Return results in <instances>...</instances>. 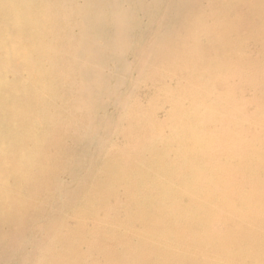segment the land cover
Returning <instances> with one entry per match:
<instances>
[{
  "label": "rangeland",
  "instance_id": "rangeland-1",
  "mask_svg": "<svg viewBox=\"0 0 264 264\" xmlns=\"http://www.w3.org/2000/svg\"><path fill=\"white\" fill-rule=\"evenodd\" d=\"M130 1L0 0V264H264L259 28L241 0Z\"/></svg>",
  "mask_w": 264,
  "mask_h": 264
},
{
  "label": "bare ground",
  "instance_id": "bare-ground-1",
  "mask_svg": "<svg viewBox=\"0 0 264 264\" xmlns=\"http://www.w3.org/2000/svg\"><path fill=\"white\" fill-rule=\"evenodd\" d=\"M100 1V0H99ZM106 1V0H105ZM116 1V0H115ZM124 1V0H123ZM132 1V0H131ZM131 1H130V3H131ZM185 1V0H184ZM223 1V3L222 4H225V2H224V0H222ZM229 1V0H228ZM64 2V1H63ZM90 2V1H89ZM103 2V1H102ZM110 2V1H109ZM119 2V1H118ZM128 2V1H127ZM175 2V1H174ZM178 2V1H177ZM193 2V1H192ZM91 3V2H90ZM137 3H139V2H137ZM143 3V2H142ZM179 3V2H178ZM177 3V4H178ZM226 3H227V0H226ZM230 3V2H229ZM61 4V3H60ZM64 4V3H63ZM71 4V3H70ZM109 4V3H108ZM113 4V3H112ZM125 4V3H124ZM124 4H119V5H124ZM132 4V3H131ZM140 5H138V4H136L137 6H141L142 4L141 3H139ZM180 4H182V2H180ZM186 4H188L187 2H186ZM190 5H191V2L189 3ZM193 4V3H192ZM228 4V3H227ZM235 4H236V1H235ZM77 5V4H76ZM99 5V4H98ZM115 5V4H114ZM118 5V4H117ZM126 5H128V4H126ZM184 5V4H183ZM182 5V6H183ZM190 5H189V7H190ZM229 5V4H228ZM234 5V4H233ZM238 5V4H237ZM63 6V5H62ZM80 6H81V4H80ZM90 6V5H89ZM134 6H135V4H134ZM144 6V5H143ZM180 6V5H179ZM225 7H227L226 5H224ZM230 6V5H229ZM232 6V5H231ZM240 6H242V8H241V10H243V11H241V13H242V15H245L244 17H245V20H247V19H249L250 17L252 18V20H253V25L254 26H256L257 28H259V33L258 34H253L254 33V31L251 29V31H250V29H249V31L245 28V26H243L244 24H242L241 26H240V28H241V32L240 33H242V35H240V37H242L245 33H247L246 35H249L248 36V38L249 39H251V41H253L254 43H256V45H258L259 47L261 46V48L260 49H262V47H264V0H241V3H240ZM74 7V6H73ZM72 7V8H73ZM94 7H96V6H94ZM128 7V6H127ZM132 7V6H131ZM183 7H185V6H183ZM60 8V7H59ZM65 8V7H64ZM66 8H67V6H66ZM83 8V7H82ZM98 8H100L99 6H98ZM97 8V9H98ZM114 8V7H113ZM122 8V7H121ZM130 8V7H129ZM141 8V7H140ZM217 8V7H216ZM220 8H221V5H220ZM61 9V8H60ZM79 9V8H78ZM115 9V8H114ZM127 9V8H126ZM137 9V8H136ZM218 9V8H217ZM224 9H226V8H224ZM227 9H228V7H227ZM65 10V9H64ZM67 10V9H66ZM85 10V9H84ZM83 10V11H84ZM103 10V9H102ZM116 10V9H115ZM122 10V9H121ZM138 10H142V9H138ZM138 10H137V12H138ZM221 9H219L218 11H220ZM223 10V9H222ZM67 11H70V10H67ZM72 12L74 11V10H71ZM79 11V10H78ZM81 11V10H80ZM94 11H95V8H94V10H93V14H95L94 13ZM97 11V10H96ZM106 12H107V10H105ZM123 11H124V9H123ZM133 11V10H132ZM168 11H170V9L168 10ZM211 11V10H210ZM224 11H226V10H224ZM223 11V12H224ZM230 9L226 12L227 14H229L230 12ZM85 13H86V11H84ZM89 12V11H88ZM88 12L86 13L87 15H88ZM99 12V11H98ZM98 12H96V13H98ZM101 12V11H100ZM106 12H104L103 14H105ZM115 12V11H114ZM120 12V11H119ZM125 12V11H124ZM127 12V11H126ZM126 12H125V14L124 15H126ZM135 12V11H134ZM134 12H132V13H134ZM209 12V11H208ZM207 12V13H208ZM246 12V13H245ZM61 13H62V11H61ZM85 13H82V14H85ZM111 13V12H110ZM139 13V12H138ZM154 13V12H153ZM210 13V12H209ZM217 13H219V15L221 14L220 12H217ZM85 14V15H86ZM91 14V13H90ZM107 14V13H106ZM105 14V15H106ZM116 14V13H115ZM119 14V13H118ZM128 14H129V12H128ZM128 14H127V16H126V18H130V17H128ZM135 15H136V13H134ZM134 14H132V15H134ZM225 14V13H224ZM224 14H222L223 15V17H225V16H227V15H225L224 16ZM59 15H60V13H59ZM62 15V14H61ZM73 15V14H72ZM80 15V14H79ZM97 15H99V14H97ZM114 15V14H113ZM112 15V16H113ZM122 15H123V12H122ZM134 15V16H135ZM211 16H212V14H210ZM231 15L232 14H230V16L229 17H231ZM93 16V15H92ZM133 16V17H134ZM172 16V15H171ZM233 16H234V14H233ZM69 17H71V16H69ZM86 17V16H85ZM90 17V16H89ZM97 17V16H96ZM111 17V16H110ZM114 17V16H113ZM118 17L120 18V19H116V20H123V18L122 17H124V16H121L120 14L118 15ZM166 17V16H165ZM228 17V16H227ZM238 17V16H237ZM249 17V18H248ZM61 18V17H60ZM72 18H73V16H72ZM88 18V17H87ZM91 18V17H90ZM88 19V20H92V19ZM93 18V17H92ZM117 18V17H116ZM168 18V17H167ZM221 18V17H220ZM232 18H234V17H232ZM251 18H250V20H251ZM58 19H59V17H58ZM85 19V18H84ZM94 19H96V21H97V18H95L94 17ZM125 19V18H124ZM222 19V18H221ZM225 19V18H224ZM236 19V18H235ZM61 20V19H60ZM72 20V19H71ZM73 20H74V18H73ZM79 20H81L80 18H79ZM110 20V19H109ZM113 20V19H112ZM115 20V18H114V21H116ZM126 20V19H125ZM214 20V19H213ZM212 20V21H213ZM223 20V19H222ZM227 20L228 21H230L229 19H226V22H227ZM252 20H251V22H252ZM78 21V20H77ZM85 21V20H84ZM95 21V22H96ZM99 21H100V19H99ZM113 21V22H114ZM128 21H130L131 22V19L130 20H128ZM128 21H126V22H128ZM135 21H136V19H135ZM172 21H174V20H172ZM238 21V20H237ZM79 22V21H78ZM82 22V21H81ZM86 22H89V21H87L86 20ZM106 22H109L108 21V19H107V21ZM105 22V23H106ZM112 22V21H111ZM118 22V21H117ZM136 22H138V21H136ZM223 22V21H222ZM231 22V21H230ZM229 22V23H230ZM236 22V21H235ZM241 22V21H240ZM63 23H64V21H63ZM93 23V22H92ZM119 23H121V22H118V23H116V24H119ZM123 23H125V22H123ZM134 23V22H133ZM228 23V24H229ZM237 23V22H236ZM242 23V22H241ZM67 24V23H66ZM74 24H76V22L74 23ZM79 24V23H78ZM77 24V25H78ZM90 24V23H89ZM88 24V25H89ZM94 24V23H93ZM93 24H90V25H93ZM96 24H100L99 22L98 23H96ZM113 24V23H112ZM126 25H128V23H125ZM129 24H131V23H129ZM205 24V23H204ZM213 24V23H212ZM231 24V23H230ZM239 24V23H238ZM249 24V23H248ZM54 25V24H53ZM56 25V24H55ZM86 25V24H85ZM64 26V25H63ZM62 26V28H64ZM72 26V25H71ZM107 26H110V22H109V24L107 25ZM120 26H121V24H120ZM134 26H136V24L134 25ZM211 26V25H210ZM225 26L227 27V24L225 23ZM234 26V25H233ZM61 27V26H60ZM60 27H59V29H60ZM74 27V26H73ZM78 27V26H77ZM77 27H75L74 29H76ZM82 27V26H81ZM112 27V26H111ZM198 27H200V26H198ZM206 27V26H205ZM208 27V26H207ZM247 28H248V26H246ZM78 28H80V26L78 27ZM91 28H94V26L93 27H91ZM121 28V27H120ZM124 28V26L122 27V29ZM203 28V27H202ZM219 28V27H218ZM224 28V27H223ZM229 28V27H228ZM234 28H235V26H234ZM57 29V28H56ZM68 29H69V27H68ZM68 29H67V31H68ZM81 29V28H80ZM99 29V28H98ZM102 29V28H101ZM164 29H166V28H164ZM197 29V28H196ZM232 29V28H231ZM61 30V29H60ZM70 30H72V28L70 29ZM83 30H84V27H83ZM95 30V29H94ZM110 30V29H109ZM126 30V29H125ZM199 30H200V28H199ZM229 30H230V28H229ZM77 31V30H76ZM85 31V30H84ZM101 31H103V30H101ZM107 31V30H106ZM113 31H114V28H113ZM116 31V30H115ZM127 31V30H126ZM195 31V30H194ZM230 31H232V30H230ZM58 31H56L55 33H57ZM61 32V31H60ZM69 32V31H68ZM109 32V31H108ZM107 32V33H108ZM121 32V31H120ZM212 32V31H211ZM218 32V31H217ZM227 32H228V30H227ZM251 32H252V34H251ZM71 33V32H70ZM77 33H79V32H77ZM98 34H99V31L97 32ZM196 33V32H195ZM239 33V32H238ZM237 33V34H238ZM60 34V33H59ZM110 34V33H109ZM121 34H122V32H121ZM125 34L126 35H128L127 34V32H125ZM211 34V33H210ZM229 34H230V32H229ZM79 36L81 35V34H78ZM97 35V34H96ZM102 35H103V33H102ZM198 35H200V33L198 34ZM218 35V34H217ZM217 35H216V37H217ZM75 36V35H74ZM79 36H77V37H79ZM104 36V35H103ZM120 36H122V35H120ZM196 36V35H195ZM225 36V35H224ZM230 36H231V34H230ZM61 37H62V35H61ZM76 37V36H75ZM92 37V36H91ZM95 37V36H94ZM126 37V36H125ZM216 37H214V38H216ZM220 37V36H219ZM218 37V38H219ZM227 37V36H226ZM83 38V37H82ZM86 38V37H85ZM84 38V39H85ZM99 38H101L100 36H99ZM98 38V39H99ZM123 38H124V36H123ZM158 38V37H157ZM230 38V37H229ZM62 39H63V37H62ZM67 39V38H66ZM95 39H97V37L95 38ZM94 39V40H95ZM104 39V38H103ZM219 39H221V38H219ZM240 39V38H239ZM71 39H69V42H71L70 41ZM78 40V39H77ZM76 40V41H77ZM107 40H109V39H107ZM198 39H196V41H197ZM88 42H89V40H87ZM86 41V42H87ZM104 41V40H103ZM215 41V40H214ZM65 42H67V40L65 41ZM79 42V41H78ZM91 42V41H90ZM154 42V41H153ZM194 42V41H193ZM104 43V42H103ZM106 43L107 42H105V45H106ZM124 43H125V41H124ZM159 43V42H158ZM192 43V42H191ZM245 43V42H244ZM89 44V43H88ZM111 44V43H110ZM109 44V45H110ZM151 44V43H150ZM153 45L155 44V43H152ZM189 44V43H188ZM248 44V43H247ZM89 45H91V44H89ZM114 45V44H113ZM160 45V44H159ZM77 46H78V44H77ZM116 46V45H115ZM152 46V45H151ZM151 46H149V47H151ZM163 46V45H162ZM245 46V45H244ZM104 47V46H103ZM112 47H114V46H112ZM122 47V46H121ZM153 47V46H152ZM116 48H120V47H116ZM115 48V49H116ZM126 48V47H125ZM125 48H123V49H125ZM156 48V47H155ZM73 49H74V47H73ZM113 50H114V48H112ZM111 49V50H112ZM150 49V48H149ZM163 50H164V48H162ZM167 49H168V47H167ZM228 49V48H227ZM259 49V48H258ZM99 50V49H98ZM104 50H106L107 51V49L105 48ZM244 50V49H243ZM93 51V50H92ZM116 51H118V50H116ZM150 51H151V49H150ZM87 52V51H86ZM103 52V51H102ZM126 52H127V50H126ZM132 52V51H131ZM147 52H149V51H147ZM257 52H259V50L257 51ZM263 52V51H262ZM85 52H83V54H84ZM88 53V52H87ZM133 53V52H132ZM146 53V52H145ZM152 53V52H151ZM154 53H156V52H154ZM242 53V52H241ZM105 55H107L106 53H104ZM109 54V53H108ZM118 54H119V52H118ZM122 54V53H121ZM123 54H124V52H123ZM128 54H130L129 53V51H128ZM251 54V53H250ZM100 55V54H99ZM110 55V54H109ZM112 55V54H111ZM110 55V56H111ZM120 55V54H119ZM131 55V54H130ZM134 55V54H133ZM133 55H131V57L133 56ZM258 55V54H257ZM256 55V56H257ZM261 54L259 53V56H260ZM264 55V54H263ZM62 56H64V55H62ZM73 56V55H72ZM108 56V55H107ZM121 56V55H120ZM129 56V55H128ZM146 56V55H145ZM150 55H147V57H149ZM69 57V56H68ZM123 57V56H122ZM147 57H145L146 59H147ZM239 57V56H238ZM242 57H243V55H242ZM27 58H29V57H27ZM76 58V57H75ZM96 58V57H95ZM114 57L112 56V58L111 59H113ZM255 59L257 58V57H254ZM110 59V58H109ZM110 59V60H111ZM115 59V58H114ZM149 59V58H148ZM148 59H147V61H148ZM261 59V58H260ZM262 59H264L263 58V56H262ZM73 60V59H72ZM86 61H90V60H87V57H86V59H85ZM93 60H94V58H93ZM92 60V61H93ZM101 60V59H100ZM99 60V61H100ZM115 60H117V58L115 59ZM257 60H258V58H257ZM67 61V60H66ZM143 61H145V59L143 60ZM146 61V62H147ZM117 62H119V61H117ZM123 62V61H122ZM145 62V63H146ZM62 63V62H61ZM101 63H103V61H101ZM106 63V62H105ZM105 63H103V65L105 64ZM108 63V62H107ZM106 63V64H107ZM121 63V62H120ZM261 63V62H260ZM52 64V63H51ZM69 64H70V62H69ZM68 64V65H69ZM80 64H83V63H80ZM92 64V63H91ZM100 64V63H99ZM98 64V65H99ZM121 64H123V63H121ZM143 64V63H142ZM54 65V64H53ZM63 65V64H62ZM84 65V64H83ZM147 65H149V64H147ZM252 65V64H251ZM82 66V65H81ZM85 66V65H84ZM100 66V65H99ZM121 66H124V64L123 65H121ZM138 66V65H137ZM68 67V66H67ZM69 68V67H68ZM80 68V67H79ZM82 68H83V66H82ZM145 68H146V65H145ZM149 68V67H148ZM256 67H254V69H255ZM61 69V68H60ZM138 69V68H137ZM251 69H252V67H251ZM76 70V69H75ZM117 71H118V69H116ZM125 70H126V68H125ZM141 70V69H140ZM81 71V70H80ZM80 71H78L79 73H80ZM120 71V70H119ZM118 71V72H119ZM133 71H135V69L133 68ZM139 71V70H138ZM138 71H136L137 73H138ZM259 71H260V69H259ZM140 72V71H139ZM122 73H123V71H122ZM242 73V72H241ZM240 73V74H241ZM88 74V73H87ZM91 74H93V72H91ZM88 75H90V73L88 74ZM87 75V76H88ZM103 75V74H102ZM106 76H108L107 74H105ZM140 75V74H139ZM255 75H256V73H255ZM260 75V74H259ZM258 75V76H259ZM264 75V74H263ZM84 76V75H83ZM83 76H82V78H83ZM86 76V75H85ZM109 77V76H108ZM261 77V76H260ZM85 78V77H84ZM87 79V78H86ZM89 79V78H88ZM98 79V78H97ZM85 80V79H84ZM96 80V79H95ZM96 84H97V82H95ZM100 83H101V80H100ZM100 83H98V84H100ZM262 83V82H261ZM102 84V83H101ZM103 84H104V81H103ZM103 84H102V86H103ZM107 84V83H106ZM263 84V83H262ZM120 85V84H119ZM117 86H118V84H117ZM119 88V87H118ZM117 89V88H116ZM24 91V90H23ZM95 91V90H94ZM95 93H97V92H95ZM23 94V93H22ZM92 94H93V91H92ZM101 94V93H100ZM95 96V95H94ZM97 96H99V95H97ZM91 97V96H90ZM96 97V96H95ZM97 98V97H96ZM75 101V100H74ZM76 102V101H75ZM80 104V103H79ZM79 104H78V106H79ZM116 104L118 105V103L116 102ZM81 105H85V103L84 104H81ZM120 107V106H119ZM80 108V107H79ZM117 108V107H116ZM81 109H82V107H81ZM80 109V110H81ZM9 110H11V109H9ZM79 110V109H78ZM82 110H84V109H82ZM76 112H77V110H76ZM79 112V111H78ZM81 112V111H80ZM84 113H85V111H84ZM201 113V112H200ZM80 115V114H79ZM204 115V114H203ZM202 117V116H201ZM79 118V117H78ZM92 118H94V117H92ZM200 118V117H199ZM202 119V118H201ZM201 119H199V120H201ZM94 120V119H93ZM186 120H187V118H186ZM127 122V121H126ZM198 122V121H197ZM80 123V122H79ZM194 123V122H193ZM170 124V123H169ZM187 124V123H186ZM42 125V124H41ZM85 125H87V124H85ZM181 125H183V123L181 124ZM194 125H196L195 123H194ZM131 127V126H130ZM85 128H87V127H85ZM190 128H192L191 126H190ZM67 131H69V130H67ZM71 134V133H70ZM76 135V134H75ZM190 135H191V133H190ZM202 137H203V135H201ZM84 137H85V135H84ZM86 138V137H85ZM88 141H89V139H87ZM86 141V140H85ZM188 141H189V139H188ZM140 142V141H139ZM147 142V141H146ZM192 142V141H191ZM190 142V143H191ZM81 143V142H80ZM184 143V142H183ZM36 144V143H35ZM195 144V143H194ZM81 145H82V143H81ZM86 145V144H85ZM138 146V145H137ZM136 146V147H137ZM82 147V146H81ZM32 148L33 147H31V150H32ZM87 148V147H86ZM140 148V147H139ZM81 149V148H80ZM84 149V148H83ZM86 150V149H85ZM82 151V150H81ZM35 152V151H34ZM79 152V151H78ZM84 154H85V151L83 152ZM82 153V154H83ZM197 153V152H196ZM195 153V154H196ZM78 153H76V155H77ZM80 154H81V152H80ZM81 154V155H82ZM86 154H87V152H86ZM85 154V155H86ZM124 154V153H123ZM127 154V153H126ZM126 154H125V156H126ZM208 154V153H207ZM96 155V154H95ZM189 155V154H188ZM80 156V155H79ZM190 156V155H189ZM197 156V155H196ZM77 157V156H76ZM105 157V156H104ZM135 157H137V156H135ZM134 157V158H135ZM155 157V156H154ZM157 157V156H156ZM92 158V157H91ZM90 158V159H91ZM166 158V157H165ZM201 158V157H200ZM68 159V158H67ZM69 159H71V157L69 158ZM68 159V160H69ZM95 159V158H94ZM96 159H98V158H96ZM95 159V160H96ZM126 159V158H125ZM202 159V158H201ZM214 159V158H213ZM84 160V159H83ZM91 161V160H90ZM102 161V160H101ZM127 161V160H126ZM129 161V160H128ZM212 161V160H211ZM76 162H78V161H76ZM139 162V161H138ZM174 162V161H173ZM66 163V162H65ZM116 163V162H115ZM167 163V162H166ZM176 163V162H175ZM204 163V162H203ZM63 164V163H62ZM75 164V163H74ZM77 164V163H76ZM75 164V165H76ZM123 165H124V162L122 163ZM128 164H130V163H128ZM78 165V164H77ZM82 165V164H81ZM237 166H239V165H237ZM72 167V166H71ZM79 167V166H78ZM162 167H163V165H162ZM165 167V166H164ZM192 167H193V165H192ZM76 168V167H75ZM75 168H73V169H75ZM100 168H101V166H100ZM231 168V167H230ZM72 169V170H73ZM77 169V168H76ZM79 169V168H78ZM76 170V172L77 171H79V170ZM123 169H125V168H123ZM222 169V168H221ZM166 170V169H165ZM178 170V169H177ZM222 171V170H221ZM228 171V170H227ZM69 172V171H68ZM71 172V171H70ZM73 173L72 174H74V171H72ZM87 172V171H86ZM167 172H169V171H167ZM220 172V171H219ZM232 172V171H231ZM78 173V172H77ZM76 173V174H77ZM141 173V172H140ZM75 174V175H76ZM127 174V173H126ZM152 174V173H151ZM168 174V173H167ZM202 174H203V172H202ZM224 174H226V173H224ZM82 175V174H81ZM123 175V174H122ZM129 175V174H128ZM136 175H138V174H136ZM57 176V175H56ZM71 176H74V175H71ZM90 176V175H89ZM89 176L87 177V179L89 178ZM95 176H96V174H95ZM115 176V175H114ZM127 176V175H126ZM164 176V175H163ZM232 176V175H231ZM80 177V176H79ZM84 177V176H83ZM166 177V176H165ZM234 177V176H233ZM72 179H73V177H71ZM75 178H76V176H75ZM120 178H122V177H120ZM249 178H250V176H249ZM80 179V178H79ZM85 179H86V177H85ZM131 179V178H130ZM53 180H54V178H53ZM82 180H83V178H82ZM55 181V180H54ZM61 181V180H60ZM79 181V180H78ZM77 181V182H78ZM109 181V180H108ZM144 181V180H143ZM143 181H141V182H143ZM257 181V180H256ZM106 182H107V179H106ZM113 182H115V181H113ZM161 182V181H160ZM79 183V182H78ZM89 183V182H88ZM112 183V182H111ZM167 183H169V182H167ZM229 184V183H228ZM62 185V184H61ZM65 185V184H64ZM68 185V184H67ZM75 185H76V183H75ZM74 185V186H75ZM222 185H223V183H222ZM225 185V184H224ZM60 186V185H59ZM164 186V185H163ZM229 186V185H228ZM58 187V186H57ZM62 187V186H61ZM65 187V186H64ZM117 187V186H116ZM60 188V187H59ZM59 188L58 189H56V190H59ZM209 188V187H208ZM78 189V188H77ZM80 189V188H79ZM111 189H113V188H111ZM226 189V188H225ZM55 190V189H54ZM60 190H62V189H60ZM59 190V191H60ZM167 190V189H166ZM216 190V189H215ZM158 191V190H157ZM163 191V190H162ZM220 191V190H219ZM70 192H72V190L70 191ZM74 192V191H73ZM176 192V191H175ZM207 192V191H206ZM61 193H64V192H61ZM95 192H93L92 194H94ZM132 193V192H131ZM158 193V192H157ZM165 193V192H164ZM256 193V192H255ZM58 194V193H57ZM84 194V193H83ZM173 194V193H172ZM209 194V193H208ZM217 194V193H216ZM219 194V193H218ZM230 194V193H229ZM257 194V193H256ZM63 195V194H62ZM65 195V194H64ZM66 195H67V193H66ZM74 195V194H73ZM117 195V194H116ZM210 195V194H209ZM228 195V194H227ZM262 195V194H261ZM70 197H71V195H69ZM175 196V195H174ZM218 196V195H217ZM59 197V196H58ZM74 197V196H73ZM240 197V196H239ZM64 198V197H63ZM161 198H162V196H161ZM179 198V197H178ZM215 198V197H214ZM58 199V198H57ZM227 199V198H226ZM59 200H60V197H59ZM64 200H65V198H64ZM121 200V199H120ZM167 200V199H166ZM175 200V199H174ZM198 200V199H197ZM196 200V201H197ZM217 200V199H216ZM230 200V199H229ZM60 201H62V200H60ZM195 201V200H194ZM200 201V200H199ZM226 201V200H225ZM228 201V200H227ZM226 201V202H227ZM114 202V201H113ZM112 202V203H113ZM165 202V201H164ZM204 202V201H203ZM241 202V201H240ZM59 203V202H58ZM115 203V202H114ZM124 203V202H123ZM122 203V204H123ZM229 203V202H228ZM62 204V203H61ZM67 204V203H66ZM120 204V206L122 205L121 203H119ZM168 204V203H167ZM166 204V205H167ZM196 204V203H195ZM127 205V204H126ZM192 205V204H191ZM140 206V205H139ZM168 206V205H167ZM86 207V206H85ZM91 207H92V205H91ZM173 207V206H172ZM113 208V207H112ZM121 209H123V208H121ZM130 209V208H129ZM135 209V208H134ZM140 209V208H139ZM180 209V208H179ZM182 209V208H181ZM137 210V209H136ZM172 210H174V209H172ZM183 210V209H182ZM193 210V209H192ZM36 211V210H35ZM50 211V210H49ZM194 211V210H193ZM222 211V210H221ZM124 212V211H123ZM127 212H128V210H127ZM132 212H134V211H132ZM178 212V211H177ZM196 212V211H195ZM111 213V212H110ZM129 213V212H128ZM112 214H113V212H112ZM126 214V213H125ZM124 214V216L126 217V215ZM130 214H132V213H130ZM158 214V213H157ZM180 214H183V213H180ZM214 214V213H213ZM221 214H222V212H221ZM122 215V214H121ZM128 215V214H127ZM136 214H134V216H135ZM119 216H120V214H119ZM123 216V217H124ZM131 216V215H130ZM133 216V217H134ZM139 216V215H138ZM213 216V215H212ZM62 217V216H61ZM99 217V216H98ZM137 217V216H136ZM157 217H160L159 215L157 216ZM157 217L155 218V219H157ZM164 217V216H163ZM206 217V216H205ZM224 217V216H223ZM94 218V217H93ZM101 218H103V217H101ZM111 218V217H110ZM122 218V217H121ZM139 218H140V216H139ZM74 219V218H73ZM95 219V218H94ZM161 219V218H160ZM34 220V219H33ZM82 220V219H81ZM105 220H106V218H105ZM105 220H103V221H105ZM219 221V220H218ZM35 222V221H34ZM33 222V223H34ZM100 222V221H99ZM119 222H121L120 220H119ZM161 222V221H160ZM54 223V222H53ZM102 223V222H101ZM161 223H163L164 224V222H161ZM173 223V222H172ZM184 223V222H183ZM167 224V223H166ZM174 224V223H173ZM181 224V223H180ZM219 224V223H218ZM139 225V224H138ZM73 226V225H72ZM91 226V225H90ZM95 226V225H94ZM120 226H121V224H120ZM123 226V225H122ZM148 226V225H147ZM163 226H165V224L163 225ZM169 226V225H168ZM171 226H173V225H170V227ZM13 227V226H12ZM47 227V226H46ZM127 227V226H126ZM125 227V228H126ZM149 227V226H148ZM182 227V226H181ZM19 228V227H18ZM25 228V227H24ZM42 228V227H41ZM52 228V227H51ZM90 228V227H89ZM137 229H138V227H136ZM141 228V227H140ZM151 228V227H150ZM176 228H177V226H176ZM46 229V228H45ZM54 229V228H53ZM56 229H58L59 230V227L58 228H56ZM135 229V228H134ZM157 229V228H156ZM168 229V228H167ZM173 229H175L174 227H173ZM197 229V228H196ZM18 230V229H17ZM21 230V229H20ZM25 230V229H24ZM23 230V231H24ZM44 230V229H43ZM64 230V229H63ZM91 230H92V228H91ZM163 230H165V229H162V231ZM198 230V229H197ZM23 231H21V232H23ZM25 231H27V230H25ZM23 232V234L24 233H27V232ZM53 231V230H52ZM61 230H59V232H60ZM158 231H160V229L158 230ZM157 231V232H158ZM230 231V230H229ZM19 232V231H18ZM30 232H32V231H30ZM47 231H45V233H46ZM54 232V231H53ZM58 232V231H57ZM128 232V231H127ZM161 232V231H160ZM20 233V232H19ZM44 233V234H45ZM69 233V232H68ZM199 233V232H198ZM233 233H235V232H233ZM165 234H166V232H165ZM209 234V233H208ZM17 235V234H16ZM25 235V234H24ZM95 235V234H94ZM161 235H164V234H161ZM232 235V234H231ZM15 237H17L18 238V235L17 236H15ZM14 237V238H15ZM81 237V236H80ZM200 237V236H199ZM206 237V236H205ZM225 237V236H224ZM16 238V240L15 241H17V240H19V239H17ZM159 238V237H158ZM161 238V237H160ZM13 239V238H12ZM63 239V238H62ZM183 239V238H182ZM184 239H185V237H184ZM187 239V238H186ZM91 240V239H90ZM93 240H94V238H93ZM95 240H97V239H95ZM164 240V239H163ZM228 240H230V239H228ZM60 241V240H59ZM99 241V240H98ZM187 241V240H186ZM213 241V240H212ZM218 241V240H217ZM14 242V241H13ZM64 244H66V243H68V244H70L69 243V241L68 242H66V240L64 239ZM91 242V241H90ZM89 242V243H90ZM116 242V241H115ZM128 242V241H127ZM171 242V241H170ZM194 242V241H193ZM230 242V241H229ZM6 243H8V242H6ZM92 243V242H91ZM95 243H96V241H95ZM102 243V242H101ZM130 243V242H129ZM106 244V243H105ZM157 244V243H156ZM159 244V243H158ZM2 245V243L0 244V246ZM10 245L11 244H9V247H10ZM67 245V244H66ZM87 245V244H86ZM125 245H127V244H125ZM147 245V244H146ZM161 245V244H160ZM4 246V245H3ZM8 246V245H7ZM7 246H4V248L5 247H7ZM58 246H61V245H58ZM111 246V245H110ZM120 246V245H119ZM85 247V246H84ZM91 247H92V245H91ZM106 247V246H105ZM107 247H108V245H107ZM112 247V246H111ZM122 247V246H121ZM230 247V246H229ZM63 248V247H62ZM73 248H74V246H73ZM75 248H78V245H77V247H76V245H75ZM74 248V249H75ZM88 248H90V247H88ZM129 248V247H128ZM128 248H125V249H127L128 250ZM132 248V247H131ZM193 248V247H192ZM223 248V247H222ZM11 249V248H10ZM66 249H67V247H66ZM69 249V248H68ZM67 249V250H68ZM72 249V248H71ZM70 249V250H71ZM103 249V248H102ZM107 249V248H106ZM137 249H139V248H137ZM190 249V248H189ZM8 250V249H7ZM6 250V251H7ZM12 250V249H11ZM15 249H13V251H14ZM73 250V249H72ZM71 250V251H72ZM80 250V249H79ZM87 250H89V249H86V252H87ZM91 250V249H90ZM99 250V249H98ZM105 250V249H104ZM123 250V249H122ZM121 250V251H122ZM161 250V249H160ZM192 250V249H191ZM5 251V252H6ZM20 251V250H19ZM18 251V252H19ZM61 251V250H60ZM75 251H77L76 249H75ZM92 251V250H91ZM96 251V250H95ZM103 251V250H102ZM102 251H100V252H102ZM112 251V250H111ZM123 251H126V250H123ZM128 251H130V250H128ZM141 251V250H140ZM193 251V250H192ZM199 251V250H198ZM201 251V250H200ZM214 251V250H213ZM3 252V251H2ZM5 252H4V254L3 255H5ZM9 252V251H8ZM7 252V253H8ZM16 252V251H15ZM59 252V251H58ZM67 252V251H66ZM84 252V251H83ZM99 251H98V253H100ZM109 252H110V249H109ZM132 252H133V250H132ZM152 252V251H151ZM221 252V251H220ZM13 253V252H12ZM61 253H63V251L61 252ZM80 253V252H79ZM94 253V252H93ZM122 253V252H121ZM120 253V254H121ZM124 254H122V255H125V253L126 252H123ZM128 253V252H127ZM161 253V252H160ZM1 254V253H0ZM8 254H10V253H8ZM7 254V255H8ZM19 254V253H18ZM58 254V253H57ZM82 254V252L80 253V255ZM89 254V257H90V253H88ZM97 254V253H96ZM103 254H104V252H103ZM110 254H112V252H110ZM129 254V253H128ZM132 254V253H131ZM135 253L133 252V255H134ZM164 254V253H163ZM187 254V253H186ZM56 255V254H55ZM85 255V254H84ZM92 255V254H91ZM95 255V254H94ZM161 255V254H160ZM166 255V254H165ZM72 256V255H71ZM82 256H83V254H82ZM105 256V255H104ZM107 256H108V254H107ZM126 256V255H125ZM137 256V255H136ZM21 257V256H20ZM20 257H19V259H20ZM51 257V256H50ZM86 257V256H85ZM88 257V256H87ZM88 257V258H89ZM103 257V256H102ZM106 257V256H105ZM105 257H104V259H105ZM109 257V256H108ZM113 257V256H112ZM115 257V256H114ZM117 257V256H116ZM122 257V256H121ZM120 257V258H121ZM177 257V256H176ZM15 258H18V256L17 257H15ZM48 258H49V256H48ZM120 258H118L119 259V262H120ZM127 257H125V261H127V260H129V258H130V256H129V258H127ZM162 258V257H161ZM50 259V258H49ZM63 259V262L65 261V258H62ZM61 259V260H62ZM96 259V258H95ZM101 259V258H100ZM99 259V260H100ZM103 258H102V260H104ZM107 259V258H106ZM105 259V260H106ZM124 259V258H123ZM168 259V258H167ZM23 260H25V259H23ZM27 260H28V258H27ZM33 260V259H32ZM81 260V259H80ZM89 260H90V258H89ZM97 260H98V258H97ZM104 260V261H105ZM107 260H109V258L107 259ZM111 260V259H110ZM113 260V259H112ZM115 260V259H114ZM165 260V259H164ZM174 260V259H173ZM16 261H18L17 259H16ZM20 261V260H19ZM29 261H31V260H29ZM38 261V260H37ZM77 261V260H76ZM82 261H84V260H82ZM82 261H80V262H82ZM91 261V260H90ZM104 261H102V262H104ZM121 261H122V259H121ZM130 261V260H129ZM131 261H132V259H131ZM166 261V260H165ZM181 261V260H180ZM15 262V261H14ZM39 262V261H38ZM41 262V261H40ZM48 262V261H47ZM63 262H61V263H63ZM74 262V261H73ZM86 262V261H85ZM92 262H94V260L93 261H91V263ZM128 262V261H127ZM134 262H136V261H134ZM177 262V261H176ZM17 263V262H16ZM34 263V262H33ZM66 263V262H65ZM75 263H77V262H75ZM88 263H90V262H87V263H85V264H88ZM106 262H104V264H105ZM108 263V262H107ZM116 263V262H115ZM130 264H131V262H129ZM128 263V264H129ZM133 263V262H132ZM137 263V262H136ZM141 263V262H140ZM15 264V263H14ZM26 264H27V261H26ZM31 264H32V262H31ZM36 264H37V262H36ZM58 264V263H57ZM64 264V263H63ZM108 264H110V262L108 263ZM120 264H121V262H120Z\"/></svg>",
  "mask_w": 264,
  "mask_h": 264
}]
</instances>
